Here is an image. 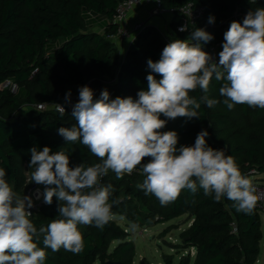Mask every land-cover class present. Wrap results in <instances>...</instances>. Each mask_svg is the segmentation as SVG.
Wrapping results in <instances>:
<instances>
[{
    "label": "trees",
    "instance_id": "trees-1",
    "mask_svg": "<svg viewBox=\"0 0 264 264\" xmlns=\"http://www.w3.org/2000/svg\"><path fill=\"white\" fill-rule=\"evenodd\" d=\"M122 1L0 0V85L5 80L18 85L15 94L9 89H0V168L5 170V179L14 183L16 190L23 184V164L29 167V150L33 147L42 150L48 146L52 153L65 152L70 167L100 163L79 140L67 143L58 134L60 127L70 128L76 124L71 116L72 105L79 100L72 96L74 87L89 82L94 99H98L105 89L110 99L117 96L135 99L138 91L147 89L146 77L150 72L147 60L157 61L168 44L155 39L153 33L157 32L154 28L146 27L138 34L135 42L146 41L148 46L145 49L134 46L132 51L138 55L129 58L122 66L118 63L119 50L115 44L99 32L88 31L87 21H91L104 33L114 34L113 18ZM160 2L164 7H177L186 2L205 7V15L195 29L203 28L214 37L202 45L206 52L212 44H223L224 33L231 22L242 24L250 9L264 7V0ZM209 16L215 17L213 24L208 23ZM181 36V40L190 38L185 34ZM34 69L37 71L31 75ZM104 76H111L113 82L102 84ZM156 78L160 79L158 75ZM221 86L222 82L213 77L207 93L199 88L190 92L189 95L198 102L207 95L220 103L212 108L201 103L199 118L169 120L161 131H176L179 147L194 145L197 134L207 130V145L224 149L226 155L235 159L241 173L250 179V168L264 172V109L236 104L229 110L223 103L225 97L219 93ZM69 91L71 103H66L65 95ZM35 103L60 104L66 112L61 116L55 110H37L31 107ZM25 104L28 109L23 112ZM161 119L166 118L161 116ZM144 178L140 168L125 174L122 179H117L115 173L109 171L101 184L113 187L110 204L119 200L111 208L109 222L103 229L95 225H79L84 239L83 251L74 254L63 248L56 252L45 248V264H106L107 261L132 264L134 244L127 240L126 232L113 216L125 217L141 226L164 223L184 214L193 221L181 245L182 248H193L195 255H183L178 264H258L261 240L259 200L252 213L245 214L237 212L233 202L226 197L216 202L211 196H205L202 189L195 194L185 189L174 202L161 206L154 195H145L137 187ZM58 203L53 197L51 205L43 204L30 217L37 229L59 218ZM113 242L117 244L110 251ZM38 247L44 248L42 238ZM172 262L171 255L164 256V264Z\"/></svg>",
    "mask_w": 264,
    "mask_h": 264
},
{
    "label": "clouds",
    "instance_id": "clouds-1",
    "mask_svg": "<svg viewBox=\"0 0 264 264\" xmlns=\"http://www.w3.org/2000/svg\"><path fill=\"white\" fill-rule=\"evenodd\" d=\"M214 22L215 17L209 16L208 23ZM186 30V26L179 29ZM213 39L211 33L196 28L188 40L168 43L157 61L147 60V89L138 91L135 99H110L107 89L94 99L89 86L79 88L71 112L76 124L60 127L58 134L67 143L79 140L100 163L70 167L63 151L52 153L48 146L29 150V168L35 169L31 180L45 186L44 203L51 205L53 197L59 201V218L47 226L37 229L30 219L32 196L18 195L0 168V264H45V248L82 252L84 239L78 226L103 229L113 204L119 203H109L112 185L101 184L109 171L122 179L139 167L145 178L137 187L154 195L161 206L174 202L182 190L195 194L202 189L216 202L226 197L237 212L252 213L259 199L255 187L231 155L207 145V130L197 134L194 145L179 147L176 131H161L169 120L199 118L201 103L208 108L220 103L207 95L198 102L189 95L197 88L207 93L213 77L222 82L219 93L229 110L236 104L264 109V7L250 9L242 24L231 22L218 62L202 47ZM70 97L69 91L66 103H71ZM57 105L63 116L64 106ZM145 158H150L147 163ZM40 196L37 189L36 199ZM137 227L131 225L133 231ZM41 238L44 248L38 247Z\"/></svg>",
    "mask_w": 264,
    "mask_h": 264
},
{
    "label": "rangeland",
    "instance_id": "rangeland-1",
    "mask_svg": "<svg viewBox=\"0 0 264 264\" xmlns=\"http://www.w3.org/2000/svg\"><path fill=\"white\" fill-rule=\"evenodd\" d=\"M250 1H258V0H250ZM152 5H148L146 7L135 8L132 13L128 16V24L132 25L135 22H144L147 27L150 29L154 28L155 24L160 26V31L153 33L155 39L158 42H170L173 37H170V34L173 32L171 21L167 18L169 15H154L149 19L148 14L152 9ZM137 13L140 14L137 16ZM146 14L147 17L142 14ZM133 16V17H131ZM168 16V17H167ZM89 24L88 31H96L103 34L107 40H110L117 49L119 50V58L118 63L122 66L129 58L135 57L138 53H133V47L145 49L148 45L146 41L135 42L137 36L132 35L128 39H119L116 33L114 34H106L102 29L93 25L91 21H87ZM149 29V30H150ZM150 32V31H149ZM149 42V41H148ZM131 50V51H130ZM143 65V64H142ZM144 70V69H143ZM113 82L111 76H104L101 79L102 84H109ZM89 86V82L85 83L84 86ZM79 88L74 87L72 91V96L74 98L79 99ZM1 89V88H0ZM37 104H33L31 107L37 109ZM57 105V104H54ZM60 105V104H59ZM53 106V105H51ZM49 106L47 109H52ZM23 112L28 109L27 104L22 106ZM39 110V109H37ZM150 158L146 159L147 163ZM139 168V167H138ZM35 169H29L26 163L23 164V184L22 186L16 190L14 183L8 182L10 187L20 195H29L32 196L35 205L36 213L38 209L45 204L43 201V190L44 185H37L35 182H32L31 175ZM135 171V170H134ZM250 174V181L257 190V196L259 197L260 202V232H261V240L259 242L260 245V254L258 256L257 263L264 264V172L260 173L256 168H250L248 171ZM6 180V179H5ZM7 181V180H6ZM39 189L41 196L39 199H36V190ZM114 218L117 223L124 229V232L127 234V240H130L134 244L135 255L133 257L132 264H164V256L171 255L173 257L172 264H178L179 259L182 258L183 255L189 253L192 257L195 255V250L193 248H182L183 238L186 234V230L189 225L192 223L193 219L187 215H181L180 217L174 218L170 221L164 223H152L150 225H137V229L135 231L132 230L131 225L134 224L131 221H128L125 217L115 215ZM116 242H113L109 247L111 251ZM182 244V245H181ZM99 264V263H96Z\"/></svg>",
    "mask_w": 264,
    "mask_h": 264
},
{
    "label": "built area",
    "instance_id": "built-area-1",
    "mask_svg": "<svg viewBox=\"0 0 264 264\" xmlns=\"http://www.w3.org/2000/svg\"><path fill=\"white\" fill-rule=\"evenodd\" d=\"M148 5L153 6L148 14L149 19L154 15H169V17L171 18L173 32L170 34V37H173V35L175 36L170 40V42L176 39L181 40L183 38L181 34H185L186 36L190 37L191 32L195 30L196 25L200 21H202L205 15V7L202 5L194 4L192 2L183 3L177 7H164L161 4L160 0H123L118 4L113 18V23L116 26L115 33L118 35L119 39H128L132 35L137 36L147 27L144 22L138 21L133 23L132 25H129L128 16L135 8L146 7ZM181 26H186L187 30L179 31ZM154 28L157 31H160L157 26H154ZM220 51H222L221 44H212L208 48V53L212 54L217 62L219 60L218 54ZM36 71L37 70L34 69L31 72V75H33ZM0 88L9 89L10 93L15 94L18 90V85L11 80H5L3 83H1ZM49 106L52 107V109L50 110L58 111V105L46 103L37 104V109L45 110ZM35 209L36 208L34 205V207L30 209V211L34 214Z\"/></svg>",
    "mask_w": 264,
    "mask_h": 264
},
{
    "label": "crops",
    "instance_id": "crops-1",
    "mask_svg": "<svg viewBox=\"0 0 264 264\" xmlns=\"http://www.w3.org/2000/svg\"><path fill=\"white\" fill-rule=\"evenodd\" d=\"M140 14H138L137 13V16H139ZM143 16H145V17H147V15L144 13V14H142ZM131 17H133V16H131ZM168 17V16H167ZM169 21H171V18L170 17H168L167 18ZM155 26H157L159 29H160V26H158L157 24H155ZM155 29V28H154ZM175 36V35H174Z\"/></svg>",
    "mask_w": 264,
    "mask_h": 264
},
{
    "label": "water",
    "instance_id": "water-1",
    "mask_svg": "<svg viewBox=\"0 0 264 264\" xmlns=\"http://www.w3.org/2000/svg\"><path fill=\"white\" fill-rule=\"evenodd\" d=\"M106 264H120V262L119 261H107Z\"/></svg>",
    "mask_w": 264,
    "mask_h": 264
}]
</instances>
